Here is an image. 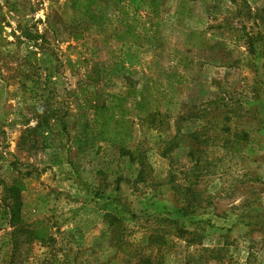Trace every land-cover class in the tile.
I'll return each mask as SVG.
<instances>
[{
	"label": "rangeland",
	"instance_id": "374dc122",
	"mask_svg": "<svg viewBox=\"0 0 264 264\" xmlns=\"http://www.w3.org/2000/svg\"><path fill=\"white\" fill-rule=\"evenodd\" d=\"M96 9L83 27L67 0H0V264H264V0ZM96 93H132L122 149L73 146Z\"/></svg>",
	"mask_w": 264,
	"mask_h": 264
},
{
	"label": "trees",
	"instance_id": "16d2710c",
	"mask_svg": "<svg viewBox=\"0 0 264 264\" xmlns=\"http://www.w3.org/2000/svg\"><path fill=\"white\" fill-rule=\"evenodd\" d=\"M71 5L72 9L76 12L78 8H84V12L86 14V19L84 20V25L88 26L93 24V26L98 24L100 18L97 17V6L100 0H67ZM142 1V0H135ZM148 90V89H147ZM97 94V93H96ZM96 94H93L96 96ZM132 94V93H130ZM130 94L126 96H116L110 95L107 96L104 100L100 99L97 94L95 100L89 99V102H93L94 104L91 106V115L92 121L94 124V128H87V126H82V135L75 136L73 139V146H75L79 152L84 150V147L89 144L88 140L91 136V141L88 147H94L101 143H108L112 146H116L119 149H122L126 145V140L129 139L130 127L128 126V122L126 117L129 115L130 108L127 106V99L130 97ZM155 96H153L149 92L142 91L140 96L139 105L141 108H138L137 115L139 118H148L153 113L157 112V108L151 107V105H145V103L150 104L151 102H155ZM88 129L90 130L88 132ZM97 130L96 132H94ZM229 139V138H228ZM229 143L232 144V141L229 140ZM99 148V146H97ZM16 169L15 163L7 165L5 167V171L8 174V181L4 182V193H5V208L10 217V226L12 227L14 221H16L20 217V191L23 190V184L17 179L18 176H14L13 173ZM109 211V212H108ZM107 214H111V223L114 224L116 221L125 220L123 216L124 212L118 210L117 208H110ZM118 218V219H117ZM136 217L132 214L129 216V221L134 222ZM12 222V223H11ZM167 222V221H166ZM169 224H176V222L168 221ZM27 236L30 241H43L46 239L45 232L41 231V233L35 228L32 229L31 226L27 225ZM17 231L14 230L11 233L13 237V252L12 256H16L18 250L17 246L20 244L17 238ZM40 233V234H39ZM31 243V242H30ZM15 249V250H14ZM144 261L142 264H144Z\"/></svg>",
	"mask_w": 264,
	"mask_h": 264
},
{
	"label": "crops",
	"instance_id": "0c3cea01",
	"mask_svg": "<svg viewBox=\"0 0 264 264\" xmlns=\"http://www.w3.org/2000/svg\"><path fill=\"white\" fill-rule=\"evenodd\" d=\"M255 137H257V138H263L264 139V130L263 131H260V132H256L255 133ZM261 150H263L262 152L264 153V148L263 149H261ZM263 168H264V162H263Z\"/></svg>",
	"mask_w": 264,
	"mask_h": 264
}]
</instances>
